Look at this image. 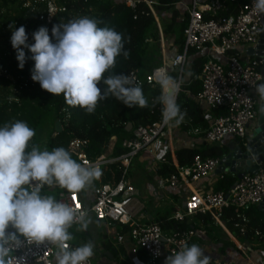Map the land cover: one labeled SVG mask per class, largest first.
I'll return each instance as SVG.
<instances>
[{"label":"built area","instance_id":"2783aa9c","mask_svg":"<svg viewBox=\"0 0 264 264\" xmlns=\"http://www.w3.org/2000/svg\"><path fill=\"white\" fill-rule=\"evenodd\" d=\"M39 1L45 3L44 10L39 15L41 21L48 23L56 14L64 11L54 0ZM117 1L127 7H134L139 0ZM141 1L154 14L152 1ZM30 5V0H25V6ZM184 9L186 25L183 29L182 50L175 51L170 59L162 52L161 64L143 77L137 70H131L128 74L142 87L160 86L156 83L157 75H169L174 72L176 80L180 82V92L182 87L188 84L184 82L183 75L189 51L194 50L199 54L206 52L207 60L197 76L201 89L194 96V100L202 109L207 127L198 130L189 126L188 131H181L179 125L174 122L164 124L161 116L159 121L135 127L132 136L122 142L125 152L121 155L94 160L89 159L85 151L88 141L72 137L68 150L78 163L85 166L94 165L99 169L115 163L120 172L119 179L115 184L100 182L94 187L89 206L82 202L80 192L73 193L61 189L56 198L87 211L98 223L102 234L107 237L118 255L126 243L132 252H143L151 263L164 261L168 255L189 244L191 239H206L207 230L203 226L172 231L163 229L154 220L164 205L162 198L157 196L152 205H145L137 199L135 187L129 180V167L135 158H143L145 169L158 177L159 190L182 188L177 194L179 201L174 203V208H168L169 221L182 223L196 214L208 213L220 224L224 209L233 208L242 221V224H236L235 228L244 235V223L248 221L244 211L259 207L264 201V164L255 174L246 173L237 179L227 192L197 189L187 194V186L207 178L216 171L221 158H202L196 155L190 165L180 166L174 156L176 147L187 145L188 135L211 146L221 143L226 137L244 142L249 136V128L257 117L255 85L262 80L263 61L256 57L242 63L237 50L257 43L264 29V15L254 13L252 0H190L188 5H184ZM160 28L159 25L158 31L162 40ZM218 57L223 61H216L215 58ZM173 60L176 61L175 66L171 63ZM219 110L220 114L211 115L212 111ZM180 124L187 125V122L182 120ZM166 153L170 154L173 170L164 178L158 175V171L162 156ZM224 173H218V180ZM97 180H100V177ZM182 198L185 200L181 203ZM170 205L173 207V203ZM125 227L124 232L119 231V228ZM255 235L259 233L256 231ZM68 246L78 245L68 242ZM157 251L159 255L156 254ZM54 253L55 247L50 244H27L22 241L6 257V264H55ZM103 257V247L98 245L94 248L93 256L85 264H100ZM210 264L226 263L211 259Z\"/></svg>","mask_w":264,"mask_h":264},{"label":"clouds","instance_id":"9594fccd","mask_svg":"<svg viewBox=\"0 0 264 264\" xmlns=\"http://www.w3.org/2000/svg\"><path fill=\"white\" fill-rule=\"evenodd\" d=\"M252 8L257 15H264V0H252ZM101 23L81 16L54 24L51 37L49 28L40 26L32 33V43L23 25H10L18 67L23 69L26 61L32 60V81L54 96L63 94L68 106H79L88 114L95 111L98 101L109 97L129 108H145L142 88L130 74L110 72L117 56L128 58L126 38L114 28L100 27ZM171 63L175 66L176 61ZM156 83L162 90L156 98L162 106V122L179 125L184 118L176 100L180 82L162 73ZM255 91L264 112V82L255 85ZM34 135L35 130L22 120L0 124V264H6V257L22 241L54 246L55 264H85L94 254V244L89 241L69 247L73 239L69 229L77 225V231H86L91 217L85 210L42 194V189L81 192L101 176V171L78 163L63 147L49 151L32 146L29 150ZM210 260V255L193 243L168 255L164 264H210Z\"/></svg>","mask_w":264,"mask_h":264},{"label":"trees","instance_id":"16d2710c","mask_svg":"<svg viewBox=\"0 0 264 264\" xmlns=\"http://www.w3.org/2000/svg\"><path fill=\"white\" fill-rule=\"evenodd\" d=\"M179 0H157L155 11L170 9ZM55 4L64 9L54 16L50 22L39 20L40 13L44 10L45 3L39 0H30L31 5L25 6V0H0V124L5 122H15L16 120L25 121L28 126L35 130V135L29 142V150L32 146H38L40 150L51 151L56 147H63L67 151L68 143L72 137L86 139L88 146L85 148L89 159L114 158L125 152L122 142L132 136V131L139 125H147L161 119V105L156 102V98L161 94L160 86L143 85V95L147 101L145 108H129L114 98L109 97L97 103L95 111L91 114L84 109L70 107L65 103L63 94L54 96L46 90L41 89L38 82L31 79L30 70L33 61L28 59L23 67H18L15 58V50L10 43V36L13 27L23 25L28 34V42H34L32 33L40 26H47L51 37V28L54 24L66 23L71 19L81 16L101 21L100 27L114 28L123 34L125 39L124 47L128 50V58L123 54L115 58L116 64L110 72L128 74L131 70H139L142 66L144 57L142 51L147 42L156 40L158 42V32L155 20L148 6L141 0L137 1L134 7H127L117 0H54ZM179 14L172 12L171 21L162 30L164 36L176 34L174 43L178 45L176 51H181L183 46V29L185 27V17L183 22L178 23ZM26 55H30L27 50ZM195 53L190 50L189 54ZM204 56L196 57L192 62L187 75L188 84L182 87L177 95V103L184 113L183 121L186 124H179L181 131L189 129V126L198 130L207 127V121L202 116V109L197 105L194 96L201 89V83L197 79L204 62ZM5 72L8 76H6ZM109 73L106 72L107 76ZM176 79L174 72L169 73ZM103 88V85H98ZM221 110L216 111L220 114ZM55 121L61 124V131L54 129ZM130 124L132 128L127 131ZM49 126V128H46ZM45 134H44V132ZM27 150V149H26ZM70 152V151H69ZM227 152L226 146L206 145H182L176 147L174 156L180 166H188L193 161L194 156L202 158H222ZM74 160V155L70 152ZM171 157L169 153L162 156L158 175L164 178L173 170L170 165ZM101 182L115 184L119 179V169L117 164H108L100 168ZM237 181L234 175L223 174L215 186V191L227 192ZM45 187L44 189H46ZM248 221L244 223L245 234L241 235L236 224H242L238 212L233 208L224 209L220 219L226 228L236 229L238 236L245 238H255L264 241V215L258 207H251L244 211ZM169 211L163 214L157 213L154 220L165 230H182L195 228L201 224L212 231L219 227L214 219L208 214H196L190 221L175 222L167 220ZM209 225V227H207ZM77 225L72 226L69 231L73 235L70 241L77 244L78 231ZM125 228H119L124 232ZM259 235H255V232ZM79 246V245H78ZM109 251V256L115 257V249L108 243L104 244ZM123 248H121V251ZM140 253H143L140 251ZM144 255V254H143ZM144 258H148L144 255ZM120 264H125L120 262Z\"/></svg>","mask_w":264,"mask_h":264},{"label":"crops","instance_id":"0c3cea01","mask_svg":"<svg viewBox=\"0 0 264 264\" xmlns=\"http://www.w3.org/2000/svg\"><path fill=\"white\" fill-rule=\"evenodd\" d=\"M153 3V17L155 20V26L158 30L159 25L162 30L167 26L168 22L171 21L172 12L176 11L178 16V23L183 22V18L186 17L184 5H188L190 0H179L174 6H171L170 9H164L162 11H155V5L157 4V0H151ZM202 1V0H200ZM186 19V18H185ZM186 24V21H185ZM159 39H158V50L157 54L151 53L148 55L145 61V70L144 72H140V69L137 70L138 74L143 77L147 75L152 68L156 65V63H160L162 52L166 56L167 59H170L173 56V53L176 50H173V43L175 41L176 34H168L166 36L162 35V40H160V34L158 31ZM260 38L264 41V29L260 36ZM256 44L252 46H248L245 48L240 47L237 51L240 56V61L245 63L250 58H256L254 55H250L247 50L255 47ZM174 52H173V51ZM206 52L203 53H192L188 57L187 62V71L189 72L191 62L198 56L206 57ZM216 61H223L222 58H215ZM142 63V65H143ZM158 66V65H157ZM257 104L256 111L258 112L259 107V98L256 94ZM216 112L212 111L211 115H215ZM256 120L253 125L249 128V134L251 130L254 128ZM232 137H226L220 145L228 146L231 141H234ZM200 142L191 136H187V146H194L199 144ZM224 174L232 175L229 172H225ZM218 173L214 171L207 178L191 183L187 186V194L189 191L194 190H214L217 182L219 181L217 178ZM129 180L134 185L137 199L141 202H144L145 205H152L154 199L158 197L162 198L161 200L164 202V205L160 208V214L168 211V208H174V203L178 202L177 194L182 191V188L176 189H166L164 191L159 190V180L155 174L148 172L145 169L144 159L141 157H137L136 160L132 161L129 167ZM101 180L93 181L92 185L85 188L83 191L79 193L80 198L85 206H89L92 198V190L96 187ZM181 189V190H180ZM61 190L59 187L46 188L43 190L42 194L52 195L57 198L58 192ZM184 198L181 199V203L184 202ZM167 203V205H166ZM173 203V207L170 205ZM179 203V204H181ZM182 205V204H181ZM258 210L264 215L261 207H258ZM90 216V215H89ZM91 217V216H90ZM190 221V219H187ZM91 223L89 224L90 230L86 231H78L77 244L82 245L86 242L91 241L94 244V248L98 245H102L103 247V255L102 261L100 264H120V262H124L125 264H164V261H159L157 263H151L149 260L144 258L143 253L140 252H132L128 245L125 243L122 247L123 251L120 249V255L115 252L114 256H109V251L105 249L104 244L108 243L110 246V242L107 237L102 234L99 225L94 219L91 217ZM219 227L216 229L212 228V231L207 230L206 239L194 238L191 239L189 244H196L201 247L206 255H210L211 259L217 262H223L226 264H264V241L257 240L255 238H245L238 236L236 229L233 227V230L226 228V226L221 222L217 223ZM200 226H203L202 224ZM198 226V227H200ZM195 227V228H198ZM204 227V226H203ZM209 227V225H207ZM10 230V229H9ZM70 242V241H69ZM71 243V242H70Z\"/></svg>","mask_w":264,"mask_h":264},{"label":"water","instance_id":"95a60500","mask_svg":"<svg viewBox=\"0 0 264 264\" xmlns=\"http://www.w3.org/2000/svg\"><path fill=\"white\" fill-rule=\"evenodd\" d=\"M250 55L262 59L261 66L262 80L264 82V41L260 38L255 47L248 49ZM261 103L256 117L254 128L244 142L237 140L231 141L227 146V152L221 158L217 173L229 172L237 179H240L244 174H255L264 164V112L260 111ZM132 128L130 124L127 126V131ZM54 129L58 133L62 127L59 121H55ZM264 213V201L259 206Z\"/></svg>","mask_w":264,"mask_h":264},{"label":"rangeland","instance_id":"374dc122","mask_svg":"<svg viewBox=\"0 0 264 264\" xmlns=\"http://www.w3.org/2000/svg\"><path fill=\"white\" fill-rule=\"evenodd\" d=\"M157 29V28H156ZM157 32H158V30H157ZM158 39H159V35H158ZM3 40H1L0 39V42H2ZM1 45V44H0ZM177 47H178V45L176 44V43H173V50H177ZM157 50H158V42L156 41V40H150L149 42H147V44H146V47H144V49H143V51H142V56L144 57V59H146L147 57H148V55H150L151 53H153L154 52V54H157L156 52H157ZM172 50V51H173ZM174 52V51H173ZM190 55V54H189ZM189 55H188V57H189ZM243 63V62H242ZM161 63H156V65L154 66V67H156L157 65H160ZM144 70H145V61H144V63H143V65H142V68L140 69V72L142 73V72H144ZM188 71H187V65L185 66V73H184V75H183V80H184V82H187V75H188ZM46 128H49V126H46ZM44 132V131H43ZM44 134H45V132H44ZM215 146H223V145H220V144H217V145H215ZM137 158H135L134 160H136ZM133 160V161H134ZM88 230H90V227H88ZM57 249L55 248V251H56Z\"/></svg>","mask_w":264,"mask_h":264}]
</instances>
